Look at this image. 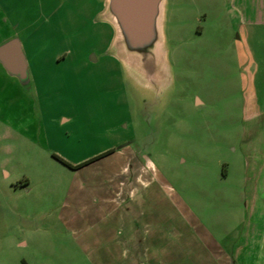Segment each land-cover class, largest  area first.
I'll use <instances>...</instances> for the list:
<instances>
[{
    "label": "rangeland",
    "instance_id": "obj_1",
    "mask_svg": "<svg viewBox=\"0 0 264 264\" xmlns=\"http://www.w3.org/2000/svg\"><path fill=\"white\" fill-rule=\"evenodd\" d=\"M100 8L0 0V44L44 23L26 48L41 53L32 86L0 73V264H108L103 234L114 232L86 185L133 172L155 182L161 259L264 264V30L249 27L247 43L221 0H169V72L149 84L102 53ZM108 149L118 151L86 172L54 156L74 162ZM121 257L109 264L130 263Z\"/></svg>",
    "mask_w": 264,
    "mask_h": 264
},
{
    "label": "crops",
    "instance_id": "obj_2",
    "mask_svg": "<svg viewBox=\"0 0 264 264\" xmlns=\"http://www.w3.org/2000/svg\"><path fill=\"white\" fill-rule=\"evenodd\" d=\"M95 2L97 5H100L101 8L94 15L93 20L95 22L104 23V25H107L106 26L107 30H109L108 31L109 44L105 47L104 49L105 51H102V53H104L107 51L108 47L110 46V43L113 38L112 36H114V29L110 23L106 21L97 20V15L104 9L106 0H95ZM168 2L169 0H167V5ZM221 2L223 3L224 8L228 12L229 11L231 13L235 12V15H238V18H240L238 20L239 28L240 30L245 31V36L243 35L242 32L240 33L239 38L244 39L245 42L248 43L247 33L250 29L249 27L253 29L255 28V29L264 30V0L258 2L259 5L257 8H256L257 4L255 3V0H221ZM45 20L48 21L49 18L47 17ZM43 26L44 23L40 25V27ZM39 28L34 30L29 35H27V37L23 40L20 37H18L22 42V47L26 54V58L28 62L30 82L28 84H24L28 87L32 86L33 76L36 74L35 72H37L38 74L39 72H41L42 69L41 65H39L41 64V53L40 52L37 54L34 53V55L31 57L28 56L26 51L27 46L29 47L32 45L31 39L34 37V35L38 33V31H40ZM11 38L14 37H9L4 42H6ZM35 47L39 48L40 50L41 43L39 42L38 45L35 43ZM106 54L111 56L107 52ZM111 57L115 58L118 62H120L119 59L116 58L115 56L112 55ZM30 58H33V61H31ZM60 58H65V57H60ZM104 58H106V55L98 58V61L104 60ZM32 62L34 63V66ZM0 67L1 70H3L2 72H0L1 74H8L13 77L14 76L18 77L16 75L11 74L2 64V62H0ZM26 86L24 87L26 88ZM46 143L50 145L51 140L46 141ZM49 148L52 149V147ZM115 150L118 151L117 149ZM115 150H112L110 153H107L103 156L115 154L116 152ZM135 155L136 154H132V152H130L127 155L129 157L126 156V158L132 161L133 159H135ZM97 156H99V154L98 155L96 153L87 154L83 156L81 159L74 162L67 159L70 163L74 165L83 164L76 168L70 167L68 165L67 166L72 168L73 170H81L83 172H86L89 170L88 166L91 163L101 158V157L96 158ZM131 166L132 164L130 165L126 163L124 169L121 170L125 174V171L129 170ZM115 172L118 173L119 176L121 175V171L115 170ZM115 179L118 180V182L117 181L114 182ZM27 182L24 184L27 185L28 184ZM153 183H155L153 181V178L143 182L142 173L133 172L130 179L128 178L125 179V176H122V178L121 177L111 178L105 176L101 182H98V185H86L88 191L95 192L93 193V200H96L97 198L104 205V207H107V209L103 212L102 220L106 218L107 219L106 222H108V227L112 228L114 232L108 235H105V233L103 234V243L104 245L107 244L103 246V256L104 259L107 260L108 264L111 260L113 261L119 260L118 256L120 257L124 256V258H127L126 257L127 254L131 256L129 258L130 259L129 264H170L171 263L168 257L161 259L163 247H160V245L162 244L160 242L165 239L164 238L165 231H162L163 230L162 227L159 228L157 226V217H155V215H153L154 213H152L151 200H153L152 197L155 195L152 194L151 192V187ZM98 220L100 219H97L96 222H98ZM91 227L92 228L88 230L90 232H93L95 230V226H91Z\"/></svg>",
    "mask_w": 264,
    "mask_h": 264
},
{
    "label": "water",
    "instance_id": "obj_3",
    "mask_svg": "<svg viewBox=\"0 0 264 264\" xmlns=\"http://www.w3.org/2000/svg\"><path fill=\"white\" fill-rule=\"evenodd\" d=\"M167 0H106L97 20L110 23L114 36L107 53L149 84L165 80L169 72L165 49L164 14ZM0 62L24 83L30 82L20 38L0 45Z\"/></svg>",
    "mask_w": 264,
    "mask_h": 264
},
{
    "label": "trees",
    "instance_id": "obj_4",
    "mask_svg": "<svg viewBox=\"0 0 264 264\" xmlns=\"http://www.w3.org/2000/svg\"><path fill=\"white\" fill-rule=\"evenodd\" d=\"M111 151H112V150H109L108 152H105V153H103V154L97 156L96 158L102 157L103 155H105V154H107V153H110ZM54 156H55L57 159H59L60 161H62L63 163H65L66 165L70 166V167H74V168H76V167H79V166L83 165V164H80V165H74V164L70 163L69 161H67L66 159H64L63 157H61V156H59V155H57V154H55ZM94 159H95V158H94Z\"/></svg>",
    "mask_w": 264,
    "mask_h": 264
}]
</instances>
